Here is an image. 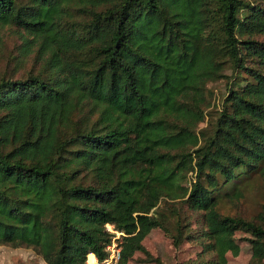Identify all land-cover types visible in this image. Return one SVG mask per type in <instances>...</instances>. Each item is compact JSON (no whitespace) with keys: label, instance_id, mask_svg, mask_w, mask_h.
I'll use <instances>...</instances> for the list:
<instances>
[{"label":"trees","instance_id":"16d2710c","mask_svg":"<svg viewBox=\"0 0 264 264\" xmlns=\"http://www.w3.org/2000/svg\"><path fill=\"white\" fill-rule=\"evenodd\" d=\"M6 26L44 74L0 77V245L102 262L111 225L118 264L159 263L155 230L223 264L241 233L263 264L264 210L220 204L264 181V0H0Z\"/></svg>","mask_w":264,"mask_h":264},{"label":"rangeland","instance_id":"374dc122","mask_svg":"<svg viewBox=\"0 0 264 264\" xmlns=\"http://www.w3.org/2000/svg\"><path fill=\"white\" fill-rule=\"evenodd\" d=\"M36 46L30 50L25 40L14 28L0 27V77H11L13 80L22 79L28 76L29 72L44 74L43 65L35 60ZM209 89L213 92L215 108L225 95V84L217 82L210 84ZM77 99H73L70 108L75 107ZM73 117L79 118L73 114ZM87 125L92 120H85ZM71 124V122H69ZM71 127V125H70ZM264 210V181L253 179L244 191V196L236 204L221 203L222 214L238 216L246 220L255 218ZM189 215L192 225L197 227L199 215L184 209ZM192 226V227H193ZM246 237L241 233L235 235L238 247L235 251L224 253L223 264H251V247L242 238ZM143 246L150 256L157 259L159 263L149 261L142 253H136L128 264H178L188 261H195L200 258L201 247L196 243L184 242L178 249H175L171 241L160 231L155 230L149 233L143 241ZM222 263V262H221ZM0 264H46L42 257L31 248H14L8 245H0ZM87 264V262H86ZM264 264V261H263Z\"/></svg>","mask_w":264,"mask_h":264},{"label":"built area","instance_id":"2783aa9c","mask_svg":"<svg viewBox=\"0 0 264 264\" xmlns=\"http://www.w3.org/2000/svg\"><path fill=\"white\" fill-rule=\"evenodd\" d=\"M106 230L111 235L110 241L105 247L106 257L102 262H98L96 259V264H118L121 258V238L124 235L111 225H107Z\"/></svg>","mask_w":264,"mask_h":264},{"label":"bare ground","instance_id":"6f19581e","mask_svg":"<svg viewBox=\"0 0 264 264\" xmlns=\"http://www.w3.org/2000/svg\"><path fill=\"white\" fill-rule=\"evenodd\" d=\"M96 263H97L96 259L91 260L90 262H88V264H96Z\"/></svg>","mask_w":264,"mask_h":264}]
</instances>
